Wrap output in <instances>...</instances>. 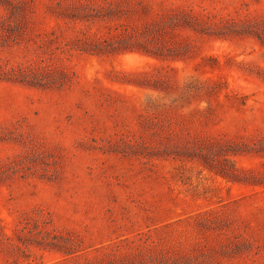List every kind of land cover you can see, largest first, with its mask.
<instances>
[{
	"label": "rangeland",
	"instance_id": "obj_1",
	"mask_svg": "<svg viewBox=\"0 0 264 264\" xmlns=\"http://www.w3.org/2000/svg\"><path fill=\"white\" fill-rule=\"evenodd\" d=\"M0 264H264V0H0Z\"/></svg>",
	"mask_w": 264,
	"mask_h": 264
}]
</instances>
